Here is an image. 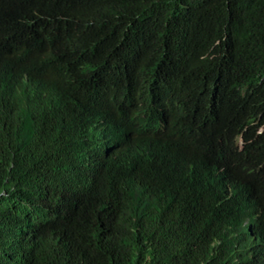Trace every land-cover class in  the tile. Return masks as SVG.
<instances>
[{
  "label": "trees",
  "instance_id": "trees-1",
  "mask_svg": "<svg viewBox=\"0 0 264 264\" xmlns=\"http://www.w3.org/2000/svg\"><path fill=\"white\" fill-rule=\"evenodd\" d=\"M157 69L188 108L227 70L264 131V0H0V264H264L244 126L188 143L120 111Z\"/></svg>",
  "mask_w": 264,
  "mask_h": 264
},
{
  "label": "clouds",
  "instance_id": "clouds-1",
  "mask_svg": "<svg viewBox=\"0 0 264 264\" xmlns=\"http://www.w3.org/2000/svg\"><path fill=\"white\" fill-rule=\"evenodd\" d=\"M203 88L207 85L210 89L206 90L203 105L188 108L184 105L192 95V87L185 86L184 80L177 77L173 81L157 69L155 74L147 83L145 98L142 95L130 91L119 100V109L128 121L138 128L146 131L147 121L154 120L157 125L149 130L161 137L169 132L179 131V139L190 143L192 136L199 132L213 133L217 139L220 124L232 119L242 124L240 129H244L239 135H235L233 142L238 152L242 153V162L245 166L249 178L258 182L264 175L253 174L248 163L249 146L252 147L251 153L259 161L263 156V145H257L259 137L264 133L262 126L259 125L261 115L247 118L251 107L245 106L248 96L247 87L229 75L225 71L221 81L213 80L210 77L202 78ZM217 86V88H216ZM196 92V93H198ZM239 129V130H240ZM252 133L253 137H247ZM133 136L127 132V137Z\"/></svg>",
  "mask_w": 264,
  "mask_h": 264
}]
</instances>
